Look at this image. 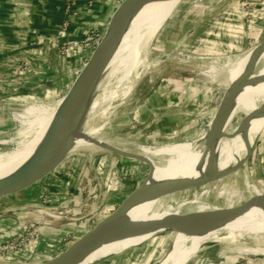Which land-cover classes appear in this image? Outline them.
<instances>
[{
  "label": "rangeland",
  "instance_id": "obj_1",
  "mask_svg": "<svg viewBox=\"0 0 264 264\" xmlns=\"http://www.w3.org/2000/svg\"><path fill=\"white\" fill-rule=\"evenodd\" d=\"M215 1L216 0H181L167 22L169 25H165L151 45L148 58L142 66L140 77L135 82L134 89L129 96L124 100L122 99V87H113L102 94L103 91H101V88L105 84V81L102 80L101 77L100 88L94 94V100L98 99L100 103L99 109L93 112L88 110L84 115L80 128L82 130H88L91 127L98 128L96 139L102 138L108 141L125 142L124 145L115 147V149L130 154L142 150L145 145L156 146L169 141L183 142L186 140H201V138H204L214 118L213 114L218 109L219 103H221L220 101L227 89L228 78L227 69L224 66L225 60L228 57L240 54L224 53L221 54V59H217L216 55L211 54L212 52L208 53L209 50L212 49H206V8L211 5V3L214 4ZM234 3L235 2H233L232 5H234ZM254 3L255 1L253 0L248 1L247 9H253L255 6ZM250 4L251 7L249 8L248 5ZM200 17L205 19V26L202 29L203 35L190 40V44L185 45V49H178L176 47L177 40L180 38L181 40L183 38L186 40L187 33L192 31L193 24ZM96 31L100 34L104 33V31ZM257 44L258 42L250 41L248 49L254 48ZM78 54V51L76 53L70 52L71 57H68V59L77 61L79 59ZM86 54L87 53L84 52V55ZM81 64L83 67L82 62ZM74 71L75 75L73 76L76 77L79 71L78 69ZM109 82L114 83L113 80ZM69 85L70 83L67 84L65 89L61 87L60 91L56 87L58 90L55 91L52 97H44L42 101L19 103L18 108L10 114L11 121L13 122L12 127L0 133V150H11L17 146L19 140L18 131L22 127L21 123L18 121L17 115L24 112L27 105H53L57 101L64 99L63 96L66 94ZM111 93L114 94L113 99L108 100L105 96ZM100 95H104L103 97L106 99L104 100L105 102L102 101L103 97ZM149 106L151 107L149 108ZM105 115L109 117L106 119ZM248 129H246L245 133L251 131ZM242 132V128H237L235 136L241 135ZM235 136H231V140H233ZM4 141L7 142L5 143ZM221 142L222 141H220L219 145L211 147L208 150L207 147H205L206 150L201 148L204 145V140L197 143V146L201 148V156L203 158L210 157V154L218 156L216 158L219 161L220 171L212 172V178H215V181L206 185L207 188H210V192H212L210 197L212 198L213 195H215L218 188V191L222 190V199H220L218 203L221 202L231 213L248 208L246 205L251 201H256V196L258 200L262 202L263 196L261 189L251 184L245 187L232 186L227 188L225 186L230 179H233L235 176L237 177L238 174L236 170V174L233 173L232 167L234 157L230 158V156H228V168L227 170L225 169L227 175L224 174L225 172H222V152L224 143L222 145ZM99 146L101 145L98 144V148L84 146L76 151H71L59 167L48 175L46 179V181L51 178L54 179V175L57 177H74L75 181L77 177H85L83 182H79L84 192L82 200L79 204L69 205L68 208L73 209L75 206L78 207L84 204L82 206L83 209L79 208L80 211L78 209H73V215L82 217L88 213L91 206L94 204L92 207L93 214L88 217H83L82 222L74 220L63 222L75 225L74 228L76 231L114 210L130 192L137 189L143 183L149 173V165L143 160L131 159L117 152L102 148L99 149ZM251 154L246 160L249 176ZM142 157L150 160L149 156L146 154ZM203 161L209 168V160L205 159ZM125 165H128L129 169H126L124 167ZM3 166L6 168L11 165L3 164ZM130 169L137 170L138 173H134V171L131 172L132 170L130 171ZM220 173H223V178H218ZM240 176L242 175H238V177ZM87 177L88 180L89 178H93L92 182L91 180L88 182ZM124 181L127 183L124 184ZM107 182L110 183L109 190L110 188H114L115 194L123 193V198L118 199L116 196L113 197L112 192L108 193ZM43 183H46L44 179L28 189H33L36 185L42 186ZM162 184L163 183L159 180L154 171L152 178H150L146 184L144 192L131 208L128 217H126V222L129 223V231L139 230L141 226L151 224L148 223L149 220L160 212L161 209L171 204L170 201L173 200L170 199V195L157 200V202L148 198L150 190ZM202 187L203 186L178 192L174 195V198L179 200L191 198L195 193H199ZM25 191H27V189L15 195L0 199V201L6 202L4 206L5 209H3V212L0 214H2V216L18 217V224L20 226L31 218L25 210H23V206H18L16 201L18 197L26 193ZM90 191H92L91 194ZM48 197L50 198V196ZM239 197L245 204L240 206L235 204L236 199ZM7 199L15 200L12 201ZM42 199L43 196L40 198L39 203ZM9 203H13L15 206H10ZM60 204L61 203H57L55 207ZM87 204H89V206H87L88 211H85L84 207ZM256 205L257 203L254 204V206ZM249 211L251 212V210L247 212ZM222 218L227 222L230 217L222 215ZM238 219L240 220L241 218ZM113 226L114 225H110L105 229L103 235L90 241L89 243L92 244L88 243V248L95 245L94 243L99 244L106 242L110 235L107 232H111L114 228ZM62 230L64 232L67 231L65 224ZM162 231V229L142 230L139 237L147 235L156 236L136 246L126 248L127 251L125 253L98 264H162L170 251L175 247V240L179 233L176 232V230ZM71 234L72 233H70V235ZM57 245L58 241L52 234L45 237L43 235V238L36 248L40 251V254L31 260L38 258L44 252L55 248ZM121 250L125 249H120L115 252ZM21 257L25 258V254H15L12 257L14 261L10 262V259L5 260L4 262L6 263L4 264H16ZM29 258L30 257H28L27 260L22 259L19 262L29 261ZM188 264H264V256L240 254L235 251H221L219 246L212 245L202 251Z\"/></svg>",
  "mask_w": 264,
  "mask_h": 264
},
{
  "label": "bare ground",
  "instance_id": "obj_2",
  "mask_svg": "<svg viewBox=\"0 0 264 264\" xmlns=\"http://www.w3.org/2000/svg\"><path fill=\"white\" fill-rule=\"evenodd\" d=\"M180 1L150 0L140 7L138 14L131 19L120 43L102 70V80L105 81L101 88L102 94L113 87H122V99L124 100L129 96L134 89L135 82L140 77L142 66L148 58L151 45L173 15ZM260 49L261 46L257 44L254 48L228 57L225 60L224 66L227 69L228 85L213 117L216 116L221 106L223 115L220 123L211 132L212 134L209 132L204 135V145L201 143L203 145L201 148H204V150H206L205 147H207L209 140L213 139L214 142L211 147L219 145L220 141H222V145L224 143L222 152L223 169L221 170L223 173L225 172V175H227L228 156L230 158L234 157L233 173L236 170L238 175H248L243 162L252 147H254L258 134L263 129L264 49L262 51ZM255 51L260 53L255 54ZM217 59L221 58L217 57ZM112 80L114 83L109 82ZM100 85L101 80L97 83L95 92L100 88ZM113 96L114 94L111 93L105 97L112 100ZM63 100L61 99L53 105L30 104L26 106L24 112L17 115L18 121L22 125L18 131L19 140L14 149L0 150V180L15 175L44 149ZM104 100L106 99L103 97L102 101ZM99 104L98 99L94 100L89 107V111L98 110ZM105 116L106 119L109 117ZM237 128H242L243 132L241 135L235 136ZM248 128L251 131L245 133ZM97 130L96 127H91L88 130H78L74 135L75 147L72 151L84 146L98 148V144L101 145L99 149L103 147L115 148L125 144V142L108 141L102 138L96 139ZM231 136H235V138L231 140ZM199 141L201 140L169 141L156 146L145 145L142 150L132 154L148 155L154 165L155 174L163 184L175 180L206 182L207 179L212 178V172L220 171V166L216 158L218 156L213 154H210L208 158L201 156V148L197 146ZM205 159L209 160V168L203 161ZM3 164H10L11 166L5 168ZM223 173H220L218 178H223ZM145 188L146 185L127 210L108 222L101 232L82 246L71 264H98L125 253L126 248H131L156 236L139 237L142 229L129 231V223L126 222V217H128L131 208ZM201 189L199 193H195L191 198L183 200L174 198L175 194L170 195V199L173 200L170 201L171 204L161 209L149 220L148 223L163 222L166 225L175 224L178 226L176 232L179 233L175 240L176 245L162 264H188L212 245L219 246L221 251H235L240 254L264 256V191L261 190L262 202L256 196V201H251L246 205L248 208L231 213L221 202L220 204L209 205L207 201L212 192L206 185ZM255 203H257L256 206H254ZM235 204L240 206L245 202L239 197L236 199ZM248 210H251L252 213L247 212ZM207 211L216 213L210 217L192 220L183 219L190 215L207 213ZM222 215L229 216V220L225 222ZM110 225H114V228L111 232H107L110 234L109 239L103 243H94L95 245L88 248V245L92 244L89 242L103 235L105 229ZM162 230L164 231V229ZM120 249L125 250L115 252ZM32 264L56 263L53 259L46 263L37 262Z\"/></svg>",
  "mask_w": 264,
  "mask_h": 264
},
{
  "label": "crops",
  "instance_id": "obj_3",
  "mask_svg": "<svg viewBox=\"0 0 264 264\" xmlns=\"http://www.w3.org/2000/svg\"><path fill=\"white\" fill-rule=\"evenodd\" d=\"M89 1L80 0L74 14L67 12L66 0H0V133L12 127L10 114L19 103L52 97L56 90L65 89L68 83L70 87L75 79L74 70H81L84 52L78 50L77 61L68 59L70 53L67 56L60 53L57 32L62 25L66 21L70 23L65 39H81L87 28L105 31L112 14L123 0H92V6ZM248 1L216 0L206 8V49L214 50L208 53L212 52L218 58L224 53H243L249 50L250 41L259 43L263 40L264 0H253L255 6L250 11L247 9ZM204 26L205 19L200 17L193 24L192 31L187 33L186 40L178 38L176 47L185 49L190 40L203 35ZM250 159V176L264 180V126ZM124 167L129 169L128 165ZM54 177L47 181V177L44 178L46 183L42 186L27 189L16 199L18 206L36 205L42 196H50L52 207L57 203L67 208L71 204H79L84 194L79 182H83L85 177H77L76 181L74 177ZM90 180L92 182L93 178L88 180L87 177V181ZM107 187V192H112L113 197L123 198V193L115 194L114 188L109 190V182ZM5 205V201H0V213ZM9 205L15 206L13 203ZM83 205L73 209L79 210ZM17 218L0 214V241L10 239L20 230ZM64 224L68 232L62 230ZM74 227L73 224L54 222L45 230L44 237L52 234L60 242L76 231ZM34 251V248L29 249L25 258L21 257L19 261L27 260ZM19 261L15 262L22 263Z\"/></svg>",
  "mask_w": 264,
  "mask_h": 264
},
{
  "label": "water",
  "instance_id": "obj_4",
  "mask_svg": "<svg viewBox=\"0 0 264 264\" xmlns=\"http://www.w3.org/2000/svg\"><path fill=\"white\" fill-rule=\"evenodd\" d=\"M149 1L150 0H123L117 7L108 22L101 40L73 80L67 93L63 96V103L58 111L57 118L46 146L39 155L34 157L15 175L0 180V199L15 195L39 183L41 180L54 172L74 149V135L78 130H82L80 128L81 123L83 121L84 115L89 110L91 103L94 101L96 85L102 77L101 74L104 66L120 43L121 38L126 31L131 19L138 14L140 7ZM66 40L63 39L60 41V43L62 44ZM258 44L261 46L260 51H262V49H264V38ZM258 53L260 52L255 51V54ZM221 108L222 106L212 120L210 127L206 132L207 134L209 132L212 134L211 132L214 131V128L220 123L223 115ZM201 140H204V138ZM256 143L257 140L254 147H252L248 156L243 162L244 169L247 173L246 160L254 150ZM213 144V139L211 141L209 140L207 143V150L211 148ZM102 149L117 152L131 159L134 158L143 160L149 165V173L146 179L137 189L130 192L122 200V202L108 214L75 231L65 239L58 242V245L55 248L44 252L38 258L16 264H32L37 262H46L52 259L55 260L56 264H71L75 255L82 248V246L96 234L101 232L106 227L108 222L127 210L134 202L136 196L140 194L142 189L145 187L148 180L152 178L155 168L149 159H145L139 155L120 151L119 149L115 148L103 147ZM213 181H215V178H209L206 180V182H191L188 180H175L172 182H167L151 189L148 194V198H151L157 202V200L165 198L166 196L186 191L191 188L201 187ZM249 184L264 191V180L262 178H251L249 175H242L240 177L237 175V177L235 176L233 179H230V181L226 183L225 186L227 188H230L234 185L244 187L249 186ZM222 195V190L216 191L215 195L208 199V204H220L218 202L220 199H222ZM215 213L216 212L214 211H207V213H199V215L193 216L190 215L184 217L183 219L192 220L201 217H210ZM140 228L142 230L164 229V231H175L177 230L178 226L175 224L166 225L163 222H155L151 224H145Z\"/></svg>",
  "mask_w": 264,
  "mask_h": 264
},
{
  "label": "built area",
  "instance_id": "obj_5",
  "mask_svg": "<svg viewBox=\"0 0 264 264\" xmlns=\"http://www.w3.org/2000/svg\"><path fill=\"white\" fill-rule=\"evenodd\" d=\"M80 0H66V9L68 13H77V8L79 6ZM89 5H93V1H89ZM251 7V4L248 5ZM252 10V9H250ZM249 10V11H250ZM70 23L66 21L62 27L57 32V40L61 41L65 39L68 35ZM104 34V33H103ZM103 34H100L96 29L87 28L81 39H69L60 43V53L62 56H67L68 53H76L78 50L81 52H86L87 54L81 58L83 65L87 62L92 51L95 49L99 41L101 40ZM77 50V51H76ZM94 205V204H93ZM88 211L87 204L85 206V211L87 210L85 216L77 217L73 215V209L65 207V205H59L57 207H52L50 199L48 196L43 197L40 203L32 206H23V210L31 217L26 223L21 225L20 230L14 234L10 239L6 241H0V263H6L5 260H12L13 256L18 253L27 254L28 250L34 248L35 251L29 259L35 258L40 254L36 248L38 247L41 239L43 238L45 230L48 226L52 225L54 222H64L68 220L81 221L83 217H88L93 214L92 207ZM80 216V215H79ZM46 251V250H45ZM10 264V263H9Z\"/></svg>",
  "mask_w": 264,
  "mask_h": 264
}]
</instances>
